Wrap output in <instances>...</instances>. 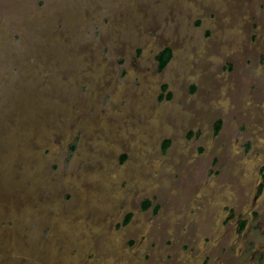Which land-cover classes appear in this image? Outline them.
<instances>
[{"label": "rangeland", "instance_id": "obj_1", "mask_svg": "<svg viewBox=\"0 0 264 264\" xmlns=\"http://www.w3.org/2000/svg\"><path fill=\"white\" fill-rule=\"evenodd\" d=\"M263 161L264 0H0V264H264Z\"/></svg>", "mask_w": 264, "mask_h": 264}, {"label": "flooded vegetation", "instance_id": "obj_2", "mask_svg": "<svg viewBox=\"0 0 264 264\" xmlns=\"http://www.w3.org/2000/svg\"><path fill=\"white\" fill-rule=\"evenodd\" d=\"M258 181H256V185H255V196L258 197L259 191L260 189L264 186V161L260 166V171L258 173ZM257 203L258 204V199L255 201V197L252 196L250 198V201L248 203L249 208L254 204ZM255 205V206H257ZM254 206V205H253ZM252 206L251 211L249 213H245L246 216H250L248 217H240V220L238 222V224L236 225V230L238 232L239 229L243 230V229H247L248 227L251 229V232L254 233L255 236H257V238H263L264 237V201L262 204L259 205L258 209H255ZM247 218L249 220H247ZM245 220V221H243ZM258 242H256L255 244H257ZM258 248V247H257ZM259 248H261L262 250H264V246H260ZM258 252H261V250H259Z\"/></svg>", "mask_w": 264, "mask_h": 264}, {"label": "trees", "instance_id": "obj_3", "mask_svg": "<svg viewBox=\"0 0 264 264\" xmlns=\"http://www.w3.org/2000/svg\"><path fill=\"white\" fill-rule=\"evenodd\" d=\"M157 61H158V69L162 70L167 62L170 60L171 58V51L169 50V48H166L164 50H162L158 55H157ZM219 127V123L217 124V128ZM168 144V141H166L165 146ZM145 206H147L149 204V201H145Z\"/></svg>", "mask_w": 264, "mask_h": 264}]
</instances>
